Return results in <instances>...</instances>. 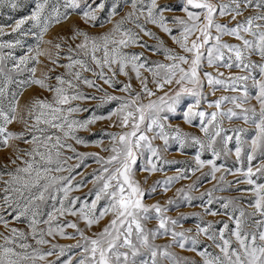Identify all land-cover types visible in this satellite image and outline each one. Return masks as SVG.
Instances as JSON below:
<instances>
[{
  "label": "snow or ice",
  "instance_id": "1",
  "mask_svg": "<svg viewBox=\"0 0 264 264\" xmlns=\"http://www.w3.org/2000/svg\"><path fill=\"white\" fill-rule=\"evenodd\" d=\"M33 3L30 14L15 19L13 24H0V37L19 33L20 36L35 38V46H29L27 53L19 58L11 52L0 53V147L8 146V141L14 139H22L24 143L32 145L30 150L17 149L16 158L10 160L12 164L21 160L24 166H17L14 171L7 173L10 179L3 181L5 187L2 197V205L12 208L16 213L14 220L30 215V231L26 233L15 227L9 228L8 221L0 215V223L9 233H0V239L3 240L0 243V264H60V258L66 251L73 250H78L75 257H69L63 264H197L172 252L174 246L195 252L202 264H264V183L257 182L264 178V0H182L179 8L167 3L160 4L158 0H113L104 21L99 20V13L108 7L107 0H33ZM22 7H26L23 0H0V8L15 12ZM125 8L127 10L120 15V10ZM176 11H182L184 15L170 18L165 15ZM72 14L79 15L90 26H96L99 21L101 28L105 23H110L112 27L96 35L74 27L67 38L60 35L56 37V42L44 40L53 24L66 21ZM116 16L119 19L114 20ZM225 17L230 18L228 22H221V18ZM9 19L12 17L9 16ZM29 23L31 27L25 28ZM147 24L156 26L166 34L180 51L167 47L160 36L146 28ZM6 28L10 32H6ZM174 31L179 34H173ZM223 36L234 37L240 43L223 42ZM143 37H149L156 43L149 45L143 42ZM77 38L82 39L74 47L68 43V40L76 41ZM42 44L50 45L51 49L56 50L55 53L51 49H42ZM65 45L68 62L59 64L60 49ZM17 46H22L19 38L0 42V49ZM130 47L151 51L153 55L162 53L168 62L150 61L144 51H125ZM40 56H47L50 63L65 69L64 74L55 77V86L46 82L50 79L47 73L43 78H36L35 65L40 63ZM253 56L258 59L253 60ZM205 58L209 67H236L244 73L222 79V72H217L216 76L203 72V78L209 86L220 85L225 90L240 93L221 96L210 103V107L214 104L217 109L210 116L196 110L203 99L201 65ZM8 59L13 61L11 67L6 63ZM129 68L140 81V91L133 89ZM141 70L151 75L158 91L165 86H169V91L157 100L141 103L142 93L148 97L155 95L148 87V77L142 76ZM14 72H28L30 75L26 79H16L12 75ZM82 73H91L95 79ZM121 75L128 77L129 82L118 80L117 77ZM97 80L114 91L125 93L126 97L109 93L97 84ZM249 80L256 89L254 96L248 90ZM11 84L16 85L14 90L9 88ZM81 84L102 95L86 94L80 90ZM118 84H122V87L117 88ZM31 85L53 93L52 101L34 97L21 108V93ZM172 85L176 87L173 89ZM185 95L194 97L195 103L183 112V121L192 124L199 117L200 132L204 134V139L182 131L179 125L168 122L166 114L162 115L176 112ZM253 99L259 105L258 111L255 105L250 104ZM83 100H98V108L108 102L118 101L119 107L107 116L93 114L82 121L71 119L74 113L88 111L71 104L72 101ZM225 102L231 103L234 108L221 112ZM234 109H239V113ZM112 115L119 117L120 127L127 128L130 125L131 131L119 135L107 133L112 139V154L107 158L95 153H80L71 143H67L73 140L76 144L86 145L88 141L77 136L76 132L87 130L89 125L97 121L111 119ZM218 115L230 121L233 118L242 120L244 124L254 127V134L250 139H244L246 128L225 130L217 120ZM13 121L22 123L24 131H7V126ZM142 124L146 126L142 128ZM49 129L56 130L60 135L49 133ZM226 131H231L235 136L237 163L242 161V153L246 155V170L238 167L233 171L224 165L217 166L216 160L221 154L228 155L230 152L228 143L233 136L224 135ZM149 132L153 133L151 137L147 135ZM29 134L31 138L25 139ZM155 139L163 141V152L169 150L170 140L178 143L181 152L190 145L199 146V151L194 156L195 168L177 169V175L155 181L150 191L146 192L141 182L134 178L133 166L138 163L139 151L147 149L151 154L146 164L139 168V171L149 175L162 171L163 164L177 163L164 159L161 148L153 146L152 141ZM218 144L222 147L218 148ZM65 149L73 155L65 156L62 151ZM205 149L211 152L212 159H201V152ZM20 151L29 159L24 160L19 155ZM88 157L94 158L101 166L99 171L94 170L90 174L93 189L88 195L95 196L90 204L87 201L80 203L79 197L69 196L74 188L83 186V179L73 185V176L56 175L71 173L74 168L81 167L79 162L69 166V160L75 158L82 161ZM258 157L259 163L253 166V161ZM206 165L210 171L202 175L210 176L217 184L201 193V199L204 195L208 199L203 213L195 214L200 217V222L196 223L194 232L191 228H182L181 222L188 219L184 213H178L175 218L166 215L170 206L179 207L176 199L169 198L164 205L143 202V198L155 192L159 186L163 185L164 191H167L175 181L187 179L188 171L195 173ZM217 173L221 175L217 177ZM226 173L242 176L243 179L235 183L251 186L239 190L250 194L246 203L242 204L246 199L243 195L231 198L213 196L215 191L226 190L224 185L232 186L233 182L225 179ZM144 179L147 182V176ZM199 181L198 177L186 188H178L176 197L191 205L194 197L189 193L196 190ZM49 200L53 202L52 210L46 213L47 219H42L44 213L41 207ZM101 200L107 203L97 215V205ZM214 200L222 201L220 207L223 212L210 207ZM56 203L59 207H56ZM78 204L79 207H76ZM65 215L83 220L86 228L99 224L105 216L110 215L111 219L100 231L89 236L76 222H61L60 218ZM217 215H227L234 227L229 229V224L224 223L223 227L216 230L212 221L205 222L202 219L203 216ZM151 220L156 221L155 227L147 226ZM41 224L45 227H40ZM178 227L180 230H177ZM65 228L74 229L75 233L69 235ZM56 235L74 240L78 235L79 240L70 245L52 243L47 251L42 250L40 246L50 244L45 237ZM29 236L35 241V247L27 242ZM201 236L211 241L218 253L208 251L207 247L201 250L198 247ZM160 237L170 239L162 244L156 243ZM48 257L56 259L49 260Z\"/></svg>",
  "mask_w": 264,
  "mask_h": 264
},
{
  "label": "rangeland",
  "instance_id": "2",
  "mask_svg": "<svg viewBox=\"0 0 264 264\" xmlns=\"http://www.w3.org/2000/svg\"><path fill=\"white\" fill-rule=\"evenodd\" d=\"M99 2V0H97ZM113 0H107L108 7L102 12L99 13V20L104 21L107 12L112 4ZM23 3L26 5V7H22L15 12L10 10L9 8H0V24H13L15 19L20 18L22 16L30 14V11L32 7H34L33 0H23ZM158 3L160 4H170L173 7L179 8L181 6L182 0H158ZM127 9H122L120 10V15H123L124 12ZM193 11H195L193 9ZM166 16L169 18L173 15L177 16H183L184 13L182 11H176V12H167L165 13ZM9 16L12 17V19H9ZM119 19V16H116L113 18ZM230 18L225 17L221 18V22L227 23ZM131 27V25H128ZM146 28L151 30L152 32L156 33V35L160 36L164 41L167 47L173 48L176 51H180L178 47L171 41V39L161 32L156 26L152 24H147L145 25ZM170 27L172 26L171 24L169 25ZM231 26V25H230ZM25 28H30L31 24H26L24 26ZM74 27H79L80 29L88 32L90 35H96L101 32L107 31L112 27L110 23H105L104 27L101 28L99 26V21L97 22L96 26H90L88 24H85L83 20L80 18L79 15L77 14H72L69 16V18L66 21H62L60 24H53L52 27L49 29V31L45 34L44 40H53V42H56V37L63 35L66 38L70 36L71 30ZM6 32H10V29L6 28ZM173 34L178 35V31H174ZM142 35V34H141ZM213 35H215V32L213 30ZM21 40V45L22 46H17L12 49L4 48L0 49V53H7L11 52L13 56L19 58L21 55H24L27 53V49L29 46H35V38L33 36H20L19 33H13L9 35H5L0 37V42L3 41H15L16 39ZM82 38H77L76 41H71L68 40L69 44H72L73 47L75 43H79ZM222 41L226 43H231V44H238L240 43L237 41L234 37L231 36H223ZM143 42L153 45L156 42L149 37H143ZM210 46V45H209ZM207 47V46H206ZM42 49H51V46L48 44H42L41 45ZM53 53H55V49H51ZM125 51L128 52H134V53H139L141 51H144L145 57L150 60V61H161L164 63H167L168 61L164 60L163 54L159 55H153L151 51H145L139 47H130L126 49ZM68 53L66 50V45L60 49V59H59V64H64L67 63V57ZM206 52H205V57H206ZM225 59H227V53L225 56ZM253 60L258 59V57L253 56ZM40 63L36 64V73L35 76L36 78H43V75L45 73L48 74L50 77L49 80L46 82L52 86L56 85V80L55 77L57 75H61L65 73V69L63 67H58L56 65H53L50 63L49 59L47 56H40L39 57ZM8 67L12 66L13 61L11 59H8L6 61ZM52 69V71H49ZM129 75L131 76V84L133 86V89L135 91H140V81L136 79L135 74L131 72V69H128ZM142 76H147L148 77V87L150 90H152L155 95L148 97L146 94L142 93L141 94V103L147 104L150 100H157L159 96H162L164 92L169 91V86H165L164 89L162 90H157L156 86L152 83V77L149 73L144 72L141 70ZM203 72H210L212 73L213 76H216L217 72H222L224 73V76L221 77L222 79H226L230 75H243L244 73L241 72L240 69L236 67L232 68H224V67H219L213 68L209 67L207 65V60L206 58L202 61L201 65V77H202V94H203V99L201 100V103L198 107L199 111H204L206 114L210 116L212 112H216L217 109L215 108L214 104L210 107V103L214 102L215 100L219 99L221 96H233V95H239L240 93L238 92H232L230 90H225L224 86L216 85V86H209L207 84V80L203 78ZM16 79H26L30 75L28 72H23L20 74L13 73L12 74ZM82 75L90 78V79H95V77L92 76L91 73H82ZM70 78V77H66ZM118 80L127 83L129 82L128 77L125 76H118ZM257 78H259L257 76ZM97 84L101 85L104 89H106L109 93L113 95H118V96H125V93H121L119 91H114L111 88H108L107 85H104L102 81L97 80ZM248 90L250 95L254 96L256 89L252 87V82L249 80L247 82ZM117 88L122 87V84L116 85ZM175 85H172L171 88H175ZM9 88L11 90H14L16 88L15 84L9 85ZM80 90L85 92L86 94L89 95H96L100 96L102 93L96 92L95 89H89L85 85L81 84L80 85ZM171 95L172 93L169 92ZM34 97H39L41 99H48L49 101H52L53 93L41 89L37 85H31L29 87H26L23 92L21 93L20 99H19V105L22 108L26 103H28L32 98ZM99 103L98 100H83V101H72L71 104L72 106L79 105L81 108H86L88 111H81L72 114L71 119H76V120H86L89 117H91L93 114L95 115H104L107 116L110 112L115 111L119 107V102L118 101H112L108 102L102 107H97V104ZM195 103V98L190 96V95H185L183 96L181 103L177 106V111L173 113H162V115L166 114L169 117V121L172 125H179L182 131L190 133L192 135L199 136L201 139H204V134L200 132V124L201 120L199 117H196L192 124H187L183 121V112L187 110V107L190 104ZM251 105H255L257 108V111L259 110V105L256 103V101L253 99L250 101ZM66 107V106H65ZM234 108V106L231 103L225 102L222 106L220 111L221 112H227L228 109ZM239 113V109H234ZM207 119V117H206ZM217 120L221 123V126L225 129H231L233 127H243L247 129V132L244 135V139H250L251 135L254 134V127L251 125H246L243 123L242 120L233 118V120H228L227 117H221L218 115ZM206 122V120H205ZM29 123H32V121H29ZM115 125V126H113ZM146 125L142 124L141 127L144 128ZM7 131L11 132H22L24 131V126L22 123L19 121H13V123L9 124L7 126ZM125 131H131V126L127 128H123L119 126V117L117 115H112L111 119H104L97 121L94 124L89 125L87 130H79L76 132V135L84 138L88 143L86 145H79L76 144L75 141L73 140H68L67 143H71L73 147L77 149L78 152L80 153H95L100 157L107 158L109 155H111V147H112V139L110 135H107V133H115L117 135L121 134L122 132ZM56 132L54 129H49V133ZM57 135H60V133L56 132ZM150 137L153 135V133L149 132L147 133ZM224 135H229L233 136V139L229 141L228 143V148L230 149V152L228 155H224L223 153L219 157V159L216 160V164L219 167L220 165H224L226 168L232 169L235 171L236 168H244L245 170L247 169V158L246 155L242 153L243 159L240 163H237L236 161V156H235V146H236V141H235V136L231 131H226ZM31 135H27L25 139H30ZM153 146L161 148V154L164 157L165 160H175L177 163L174 164H163L162 165V171H157L152 174H148L145 172L139 171L140 166L146 164L147 162V157L151 155L147 149H144L142 151H139L138 156V163L137 165H134V170H135V179L141 182L142 188L146 190V192L150 191L151 185L159 180L163 181L169 176H174L177 175V169H192L195 168V161H194V156L197 151H199V146H193L190 145L186 147L183 152L179 149V145L176 141H171L169 142V150L167 152H163V141L159 139H155L152 141ZM32 147L31 144H26L22 139H14V140H9L8 141V146L6 147H0V215H2L5 220L8 221V226L9 228L15 227L20 230L25 231L26 233L30 231L28 228V223L30 220V215L27 217H21L20 220H14L13 217L16 215V213L13 211L12 208H8L7 206L2 205V197L4 195L3 193V188L5 185L3 184V181L10 179V177L7 175L8 172L14 171L17 166L23 167L24 165L22 164L21 160H16L15 164H12L10 160L15 159L17 155V149H28L30 150ZM218 148L222 147V145L218 144ZM103 149H109V151H104ZM64 152L65 156H72L73 154L71 152H68L66 149L62 150ZM245 151H247V147L245 146ZM19 155L24 159L27 160L29 157L24 155L23 151L19 152ZM212 154L210 151L207 149L203 150L201 152V159L207 161L209 159H212ZM260 158L258 157L257 160L253 161V166H255L257 163H259ZM81 164V167L79 168H74L71 173L69 172H63V173H57L56 175H63V176H68L71 175L74 177L73 180V185L76 183L80 182L81 179H83L84 184L81 188L79 189H73L69 193V196L71 198H80V203H83L87 201L89 204L91 201L95 198L94 194L89 196L88 193L91 189H93V183H92V176L90 175L94 170L99 171L100 165L96 163L95 159L92 157H88L82 161H77L75 158L72 160L68 161V165H75L77 163ZM7 165V167H5ZM210 171V168L206 165L203 169H200L199 171H196L195 173L188 171V178L187 179H180L175 181L167 191H164L163 185L159 186L155 192L151 193L150 195H146L143 198V202L145 204H152L159 202L161 205H164L165 202L169 199H176L177 203L179 204V207L175 206H170V210L166 213V215L172 216L175 218L178 213H184L186 216H188L187 220H184L181 222V226L184 229L191 228L193 229V232L195 231V225L196 223L200 222V217H197L195 214L196 213H203V207L206 206V201L208 199L207 195H204L203 198L201 199V193H205L206 190L211 189L213 185L217 184V181L212 180L210 176H203L202 173H207ZM217 177L221 175V173L216 174ZM147 176V182H145V177ZM200 178L199 184L196 188V190L191 191L189 194L194 197L192 204L189 205L186 201H183L182 199H179L176 197V190L178 188H186L187 185L192 184L194 181L197 180V178ZM225 179L227 181H232V186L228 187L227 185H224L225 189L224 191H215L213 193L214 197H224V198H231V197H236V196H241L243 195L246 199L243 203H246V200L250 198V194L248 192H241L239 190L243 189H248L251 186L246 184V183H235L236 180L240 179L242 180L243 177L239 175H232L231 173H226L225 174ZM255 179V177H254ZM258 183H264V178H260L257 181ZM219 187V186H218ZM220 200H214L213 204L210 205L214 210H220L223 212L224 210L221 209ZM107 203L106 200H101L98 205H97V211L96 214H99V209L103 208L104 205ZM52 201H47L46 204L42 205L41 210L44 213V216L42 219H47L46 213L52 210ZM56 207H59V204L56 203ZM79 207V204L76 206ZM250 210V209H249ZM12 213V215H9V213ZM111 219V216H105L104 219H102L99 224L93 225L91 228H86L85 223L83 220L79 219L78 217H72L65 215L64 217H61L60 220L61 222L63 221H73L78 224V226L85 231L86 235L92 236L93 233H96L100 231ZM203 221H212L214 223V227L216 230L219 228L223 227L224 223L229 224V229L234 227V224L232 221L228 219L227 215H217L215 217L212 216H203L202 217ZM156 221L151 220L147 226L152 228L155 227ZM203 226V225H202ZM40 227H45L43 224L40 225ZM177 230H180V227L177 228ZM65 232L68 233L69 235H72L75 233L74 229L71 228H65ZM0 233H4L5 235H8V229L4 227L3 223H0ZM50 241V244L48 245H42L40 246L42 250L47 251L50 248V245L52 243L59 244V245H70V244H75L77 240H79V236H76V239H69V238H64L60 237L59 235H56L55 237H45ZM170 239V237H160L157 239L156 243H165ZM200 244L198 247L203 250L205 247L208 248V251L216 254L218 253V249L211 244V241L207 240L204 236L199 237ZM28 243L32 244L34 247L35 241L29 236V239L27 241ZM0 243H3V240L0 239ZM210 246V247H209ZM235 246V245H234ZM172 252L177 254L178 256L181 257H187L189 261H196L197 264H202L201 258L195 253V252H190L186 250L180 249L178 246H174L171 249ZM78 250H73V252H67L66 254L60 258V264H63V261L68 259L69 257H75L77 254ZM47 259L49 260H55V257H48ZM42 264V262H41Z\"/></svg>",
  "mask_w": 264,
  "mask_h": 264
}]
</instances>
